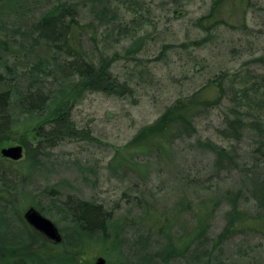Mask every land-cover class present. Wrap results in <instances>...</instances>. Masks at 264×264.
I'll list each match as a JSON object with an SVG mask.
<instances>
[{
    "label": "trees",
    "instance_id": "trees-1",
    "mask_svg": "<svg viewBox=\"0 0 264 264\" xmlns=\"http://www.w3.org/2000/svg\"><path fill=\"white\" fill-rule=\"evenodd\" d=\"M97 1L99 6L89 8L94 15L110 10L109 0ZM242 1L210 0L206 11L191 19L192 27L203 33L186 45L201 46L221 24L244 27ZM86 6L84 0H0V146L15 141L24 148L17 159L0 154V264H95L94 252L104 258L103 264H249L225 257L223 242L246 231L264 237V177L256 185L250 179L264 168V72L254 65L264 61L260 54L219 71L188 93L177 94L155 118L139 125L121 145H114L104 165L110 174H124L128 169L143 177L148 162L138 159L162 157L176 142L195 135L194 117L215 104L222 119L215 128L219 137L238 142L248 133L249 164L238 159L234 145L195 140L214 154L210 177L219 180L220 172L235 170L241 177L237 185L217 190L207 184L203 189L208 194L191 204L180 195L168 209L145 206L143 214L150 221L137 222L128 213L116 215L112 206L92 197L67 192L62 197L58 188L66 185L64 179L63 184L48 182L46 171L52 165L41 169L46 148L64 138H93L89 127L75 125L70 117L73 101L84 91L124 97L133 90L126 78L110 69L116 52L100 53L94 62L81 49L82 30L87 29L79 13ZM135 42L132 39L125 50L136 51ZM169 46L163 43L159 53ZM18 54H31L36 60L26 65ZM47 60L60 72L61 80L53 88L45 87L38 75L51 73L43 68ZM207 87L214 88L212 96H206ZM21 113L25 116L19 119ZM22 122L32 125L16 135ZM24 137L33 142L26 143ZM72 162L80 169L81 179L94 183L84 172L94 171L89 165ZM34 173L42 174L44 181L37 189ZM27 205L56 216L52 221L60 240L47 238L26 221L22 212ZM221 205L224 208L219 210ZM217 208L224 222L213 234L211 217ZM59 220L63 223L57 225ZM131 226L136 230L133 239Z\"/></svg>",
    "mask_w": 264,
    "mask_h": 264
},
{
    "label": "rangeland",
    "instance_id": "rangeland-1",
    "mask_svg": "<svg viewBox=\"0 0 264 264\" xmlns=\"http://www.w3.org/2000/svg\"><path fill=\"white\" fill-rule=\"evenodd\" d=\"M84 1L87 6L80 10L79 18L87 31L82 30L81 49L94 62L100 53L116 52L110 69L119 78H126L133 90L131 96L124 97L106 95L98 90L79 93L69 114L75 125L89 127L93 138H64L46 148L41 169L52 165V170L46 171L48 182L63 184L64 179L66 185L58 188L62 197L67 193L92 197L106 207L112 206L116 215L128 213L137 222L139 219L150 221V216L143 214L145 206L168 209L180 195L191 204L208 194L206 188L203 189L207 184L219 190L240 183V174L235 170L220 172L219 180L210 177L214 154L195 140V137L208 138L222 146L234 145L238 159L249 164L247 152L251 140L248 133L245 132L238 142L219 137L215 128L222 119L220 108L215 104L194 117L195 135L176 142L162 157L141 156L138 159L148 162L143 177L128 169L124 174H110L104 165L113 153L114 145H121L139 125L155 118L177 94L198 88L207 78L219 71L233 69L242 64V60L259 54L264 58V0H243L245 26L218 25L210 39L197 47L186 45L187 40L203 33L192 27L191 19L205 12L210 0H109L110 10L95 15L89 8L94 10L99 2ZM235 17L236 23L239 11ZM132 39L136 40L138 49L126 51L124 47ZM163 43H171V46L159 53ZM18 56L26 65L36 60L31 54ZM254 65L264 72V61H256ZM43 68L51 70V73L38 74L44 86L56 87L61 80L57 65L48 61ZM214 92L213 87L205 90L206 96H212ZM24 116L21 113L18 118ZM23 122L16 127V135H21L32 125L23 126ZM24 134L29 136L27 132ZM24 138L26 143L33 142L29 137ZM73 160L94 170L84 171L94 183L81 179L80 169ZM263 171L264 168H259V172L251 174L250 179L255 185L258 178L264 177ZM41 175L34 173L38 183L33 184L37 185L36 189L44 182ZM220 207L219 210L224 208ZM219 210L214 209L211 217L213 234L224 222ZM42 214L51 220L56 217L51 212ZM61 223L59 220L57 225ZM133 232L136 230L130 232V239L134 237ZM223 253L239 263H264V237L251 231L238 233L223 242ZM91 254L93 260L97 254Z\"/></svg>",
    "mask_w": 264,
    "mask_h": 264
},
{
    "label": "water",
    "instance_id": "water-1",
    "mask_svg": "<svg viewBox=\"0 0 264 264\" xmlns=\"http://www.w3.org/2000/svg\"><path fill=\"white\" fill-rule=\"evenodd\" d=\"M22 145L20 143H8L0 146V154L11 159H17L22 156ZM23 217L26 221L35 229L44 234L47 238L58 241L61 236L54 224V222L47 216L40 213L32 205H27L23 209ZM95 264H103L104 258L101 255H96L94 257Z\"/></svg>",
    "mask_w": 264,
    "mask_h": 264
},
{
    "label": "bare ground",
    "instance_id": "bare-ground-1",
    "mask_svg": "<svg viewBox=\"0 0 264 264\" xmlns=\"http://www.w3.org/2000/svg\"><path fill=\"white\" fill-rule=\"evenodd\" d=\"M57 227V226H56ZM58 229V228H57ZM59 231V230H58ZM60 233V232H59ZM61 236V235H60Z\"/></svg>",
    "mask_w": 264,
    "mask_h": 264
}]
</instances>
